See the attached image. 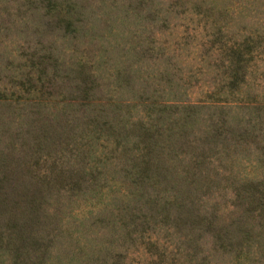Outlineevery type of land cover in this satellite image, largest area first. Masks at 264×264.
Here are the masks:
<instances>
[{"label":"trees","instance_id":"1","mask_svg":"<svg viewBox=\"0 0 264 264\" xmlns=\"http://www.w3.org/2000/svg\"><path fill=\"white\" fill-rule=\"evenodd\" d=\"M17 1L3 29L16 35L6 42L19 54L0 66V75L5 70L9 83L18 84L0 85L7 111L0 149L7 157L27 151L41 179L58 178V194L76 204L71 217L88 204L92 211L76 225L100 230L101 243L110 225L155 264H264V101L254 91L259 83L248 53L264 51V0H168L153 9L135 0L134 20L151 33L134 44V68L114 69L111 81L101 69L105 55L65 47L91 32L83 9ZM182 19L197 21L194 30L204 32L193 51H230L208 99H189L196 74L205 72H184L160 40L162 32L188 39V25L175 28ZM131 105L133 121L125 116ZM256 145L263 154L246 162L260 167L258 175L245 163L230 171L221 161L220 155ZM5 175L0 165V196L12 189L4 188ZM111 198L118 207H110ZM31 204L25 199L24 210L15 202L7 208L0 232L5 260L61 264L59 233L41 236L49 216ZM100 242L89 245L86 257L98 261Z\"/></svg>","mask_w":264,"mask_h":264},{"label":"rangeland","instance_id":"2","mask_svg":"<svg viewBox=\"0 0 264 264\" xmlns=\"http://www.w3.org/2000/svg\"><path fill=\"white\" fill-rule=\"evenodd\" d=\"M168 0H137V3L147 6L150 9L165 5ZM180 3H187L189 0H177ZM194 1V0H191ZM60 5L75 4V9H83V13L86 14L85 19L87 21L88 30L91 31L86 37L79 36L77 39H68L65 47H71L77 49L82 53L86 54H102L105 55L106 62L102 65L103 75L107 77L109 81L112 80L113 70L124 66L134 68V44H140L144 40H147L150 36L148 26L137 24L134 20V2L135 0H55ZM19 2L17 0H0V66L3 63L9 62L10 58L16 59L19 51H13L16 47L14 42L7 43L6 35H11L12 38H16V35L12 33L11 29L5 30L4 19L7 18L8 9H12ZM221 3L218 1V4ZM244 11V10H243ZM75 12V11H74ZM214 11H210V13ZM211 13V14H212ZM219 19H216L218 21ZM197 21L192 20H178L175 26L176 29H182L181 25H188V33H190L188 42L178 37H172L168 33L162 32L160 38L162 44L169 47L170 55L172 59L178 62L184 72L203 73L205 75L196 74L197 79L193 80V88L189 92V99H208L206 92L210 91V87L216 86L219 83V77L224 67L227 64L226 56L230 51H193V46H202L201 34L204 32L199 31L197 28L194 30ZM247 27L246 24L241 22L236 23ZM250 29L254 26L249 25ZM59 29V27H58ZM56 29L54 35H59V30ZM144 29V30H143ZM233 29V27H232ZM231 30V28H230ZM175 31V30H173ZM184 31V30H183ZM195 33V34H194ZM201 33V34H200ZM172 37V38H171ZM177 40H180L177 42ZM183 41V42H182ZM182 43V45H181ZM185 43V44H184ZM188 43V44H187ZM72 45H74L72 47ZM193 45V46H190ZM183 47V49H180ZM25 52V51H23ZM74 52V51H73ZM248 52V51H247ZM71 54L72 51H66ZM254 56V59L250 62V65L255 70L254 78L259 84H255L258 87L254 90L258 91L260 99L264 101V51H249ZM19 59V58H18ZM12 61V60H11ZM10 73V72H8ZM216 75L218 77H216ZM13 82V81H12ZM15 83V82H14ZM0 85L4 88L12 89L17 83L11 84L7 80V72L3 70L0 75ZM191 85V84H190ZM125 114L126 118L134 120V105H131L127 109ZM7 111L2 108L0 104V132L5 124ZM260 138V137H259ZM256 146H249L245 149L240 148L237 150L229 151L227 155H220L223 164L226 167L233 170H240L243 163L246 164L250 169H257L258 173L262 172L260 167L255 165H248L246 158H252L253 163H257V157L263 153H259ZM24 151V149H23ZM26 152H21L18 156H9V153L0 149V165L4 170L6 184L4 188L9 187V193H5L0 196V201H4V205L0 206V232H1V221L6 216L7 208L12 202L17 203L21 210L25 209V199L32 201L31 205H28L29 209L48 215L47 228L43 225L40 229L41 236H45L49 232L59 233L57 236V245L60 247L59 258L61 264H69L68 259L73 264H155L150 260V252L145 254L140 251L134 253V244H128L124 240L118 237L116 233L119 229H113L110 225L108 228L102 229L106 232L104 242L99 241V232L96 231L95 227L90 225L82 226L81 231H78L79 225H76L78 220L86 219L89 213L92 211L88 204L77 206L76 217H71L72 211L76 208V204L70 202L67 199L66 194L59 195L57 187L60 186V180L58 178L53 179H41V176L37 173V170L41 171L40 166L35 165L31 159L26 155ZM35 165V166H34ZM255 166V168H253ZM257 167V168H256ZM230 169V171H232ZM60 177V175H57ZM61 179H63L61 177ZM109 195L105 196L108 197ZM119 200L116 198L109 199V205L111 208H116ZM111 203V204H110ZM35 207V208H34ZM56 215V216H55ZM111 217V214L109 215ZM60 218L64 221V225L59 229ZM81 227V226H80ZM50 229L52 231H50ZM77 237V239H75ZM45 239V238H43ZM74 239V241H72ZM71 241V243H69ZM100 242L102 248L97 254L98 261H94L89 258L92 253V248L89 245H95ZM85 247V249H84ZM71 252V254H70ZM86 252L87 256L86 257ZM8 251L4 246V237H0V264H8L5 260ZM92 259L93 263L83 262L84 258ZM165 260V259H164ZM164 260L159 261L161 264ZM82 261V262H81ZM53 264V261L51 263Z\"/></svg>","mask_w":264,"mask_h":264}]
</instances>
